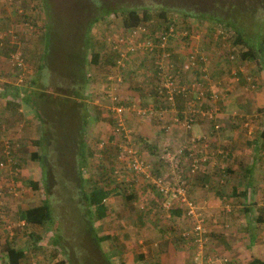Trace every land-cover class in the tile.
<instances>
[{
  "label": "trees",
  "instance_id": "trees-1",
  "mask_svg": "<svg viewBox=\"0 0 264 264\" xmlns=\"http://www.w3.org/2000/svg\"><path fill=\"white\" fill-rule=\"evenodd\" d=\"M29 1L31 0H4L2 1L3 3L0 4V28L3 26L6 28L5 30L11 29L13 32H15V30H13L14 25L9 23L10 19L13 22L18 19V22L21 24L20 32L22 33L17 41L14 39L11 48L8 47L7 51L1 49V44L4 39L9 41L7 37L9 33L5 34V36L0 34V52L11 59V64H9V66L13 70V78H16L17 76L20 77L21 73L25 71L27 67H31L33 70V75H30L31 77H29L26 83L23 82L19 85L15 84L16 87H14V83L13 85H9L14 89L10 87V90L7 91V94L10 93L11 95V104L13 102L19 103V101H23L29 107H31L33 119L38 121L39 126V137L37 140H32V144H34V146L38 145V148L36 147L35 150L29 152L28 156L30 160L37 161L42 170L41 182L44 187V197L41 198L39 202L31 204L29 207L24 209L18 210V217L19 219L23 220V224H30L32 226L38 227L46 224L51 230L50 237L55 245V250L60 253L61 257L63 258H61L63 263L75 264L71 262L72 260L70 251L65 247L62 238L58 233L59 226L61 227L63 224H66L68 219L63 218V212L61 216H55L56 214H54V207L52 205L55 201L60 200L62 197L54 196L53 198L54 193H52L50 189L52 185L53 187H65L66 182L71 183V188L65 191L64 196L67 199L72 200L69 202L71 209H74L76 206L79 207L78 212L80 226L82 227L80 234L81 239L86 244L90 243L93 249L98 251L99 254H97L96 258H99V260H96L97 264H111L110 260L106 258L103 259V261L101 260L102 251H99L101 248L99 243L105 238H110L112 241H117L118 237L115 235H113V237H109L107 235L98 236L94 223L96 221L99 222V220H102V222L104 220H109L110 223L114 221L111 220L114 218L113 215H109L107 212L108 208L104 204V200L110 194V191L114 190V187L111 188L107 183H112L115 180H121L122 176V187L125 188L126 182L128 181L124 180V177H126L123 174L124 171L127 174H132V178H135V176H139L140 174H135L129 166L131 158L127 157L128 153L125 152L123 147V144H125L134 148L129 143V137H126L127 134L125 131H116L118 124V117L115 114L116 112L107 109L108 114L112 115V117L109 118L111 120H109V123H112L111 125L113 129L109 136H106L105 140L99 141L97 143L96 147L98 148L96 149L99 150V152H103L102 149H104V151L106 149L107 151L108 148L106 147H109L111 144L114 145L115 154L113 155V159L116 165L109 169V175L95 180V183L91 187H86L85 184L87 179L83 177L82 171L84 165L87 164V161H89V158H91V154L93 153L91 148L87 145L86 126L91 121V119L92 121L98 119L99 103L110 106L121 105L124 109L130 106L132 102H134L137 106H142L145 108H151L152 106L142 103L139 101V99H134V101H131V99L122 97L123 89L120 85V82H122V69L115 68L117 65L116 60L120 57V53H122V47H119V45L121 46L122 43H118L117 41L114 42L112 33L109 31L103 34L100 39L96 40L97 42L95 41L94 37H90L92 23L97 21L99 18L106 25L112 24L114 18L119 16V13H117V10H120L119 8H111V11H107L104 4L100 5L98 0H85L86 3L89 1L90 4H92V10L88 11V17L83 20L81 24H79V28H77L78 31L76 30L77 32H75L74 35L63 37L62 34L56 31L57 29L55 24L59 22V20L56 17L51 16L47 0H32L31 3ZM94 1L97 3L96 5L100 6L99 8L95 7L93 3ZM214 3L215 4H212V7H207L202 5V3L200 4L197 0H178L173 2L169 4L168 10L178 12L177 16H179L182 22H180L179 18L177 17L171 18L170 16H166V19L163 12L160 11L158 15L162 19H165V21L161 23L160 27L164 29L169 23H172L173 26H179L180 29H185L192 35H201V41L205 43H207L205 39L212 40V36L210 33H200V30H198L196 27L199 23L203 22V24H205L206 32L214 31V28H226L228 31L231 30L235 34V40L233 39L232 42L235 44L238 43L239 45L241 44L244 48L237 55L238 60L236 57H234V52H230V55L232 56L230 59H227V54L225 55L227 60L234 62L232 65L233 67L237 68L239 63L242 61L252 60L258 63V60H262L264 57V0H248L245 7L241 6L239 3L235 4L230 1L226 5L222 4L219 0H215ZM123 9L124 8H122V11ZM30 10H34V13L36 14L35 17H33V15L30 13ZM100 11H103V13L99 14ZM249 11H253L257 24L261 28H259V30H257L255 33L249 32L243 34L241 28L245 26H242L241 23H239V25H235V19L237 17L241 18L244 13L246 14ZM94 12L97 14H94ZM110 13H112L114 16L113 18L109 17ZM121 15H125L123 16V19L122 17L120 18L121 29L123 28L129 30L140 24L142 19L147 18V11L146 9L139 11L136 6H129L126 7L125 13L122 12ZM37 16L38 18H42V22L40 24V35L37 33ZM77 24V22L74 23L75 26ZM26 27L28 30H31V35H36L37 33L38 38L41 41L40 47L36 49L35 52H33L32 46L29 44L30 39L25 40L27 35H29L26 33ZM149 34L150 32L147 33L146 36H150ZM217 35L220 37L222 34L218 33ZM21 39L25 41L21 42L20 46ZM64 41L65 47L63 46ZM212 41L214 43V40ZM215 42L218 41L215 40ZM135 51L137 52L139 50L137 48H135V50H128L126 54L128 55L129 52L134 53ZM17 52L18 55L16 58H14V55ZM170 56H172L171 53ZM127 60L128 59H126V61ZM100 63H102V65H109L107 68L110 72V75L108 72L106 76L109 75L110 77L108 76V80L105 79L106 83L102 87L100 94L103 95V97L99 96L100 99H96L95 97L98 96V94L95 93L96 91L92 92V90L87 88V85H91V82L94 78L90 75V72L92 73V71L88 65L92 64L93 66H98ZM194 70L196 71V69H193L192 71ZM50 71L52 75L49 76ZM115 73H117V75L120 77V80L115 79ZM106 76L104 75V77ZM182 77L184 79L183 75ZM252 85L253 83L251 82L250 86ZM142 88L143 91L146 93L148 92L147 86ZM130 90L132 94H137L139 87L131 88ZM153 97H155L157 101L158 97L157 95L155 96L154 92ZM96 101L99 103L96 104ZM158 103H160L162 106V103L159 99ZM126 110L127 109L121 113V117L123 118L122 125L124 126L126 121L125 116L123 115H125L124 112ZM129 111L137 116L133 110ZM258 111L264 112V106L259 108ZM142 116L143 115H139V117ZM195 122L196 120H194L192 124ZM261 130L263 134V137L261 138L264 140V128L262 127ZM211 148L209 147V150ZM167 150H170V148L165 146L162 152L160 151L158 154L155 153V157L158 156L157 160L154 161L156 164L146 160L151 166L150 174L153 177L166 178V176H168L170 172V166L166 167L159 161L160 159H163L161 154ZM205 150L208 151L207 148ZM136 154L141 157L137 151ZM225 154L227 155L226 157H224ZM262 155L264 158V150ZM222 156L224 158H230V154L227 153L222 154ZM49 157L52 160L50 162H48ZM158 165H160V168ZM181 165L182 163H177L176 171L178 173H180L179 167ZM156 166H158V169L160 170L157 173L154 168ZM199 169L201 172L204 170L202 164L200 165ZM228 173L229 172L225 167L224 169L221 167L218 168V174H220V176L218 177V180L216 178V181L219 182V179H221L219 183H223ZM112 174L113 176L111 177ZM57 175H59L58 178ZM132 183L133 181L130 182L129 185L131 186L130 189L133 191L134 187ZM29 184L32 189H35L38 186V183L36 182L29 181ZM145 184H147L150 189H155L154 185L150 182L146 181ZM228 187L229 191H231L229 194L234 195L235 187ZM155 192L159 199L164 198L159 192ZM129 196L130 195H124L123 201L128 202L134 197V195H132L131 198H129ZM241 199L245 201V194L241 196ZM153 201L154 200H152V202ZM161 201L162 200H160L159 203L154 201L152 204H149L150 208L148 207V209L155 207L159 211H165L167 214H170V212H180V217L182 212H186V210H184V206L177 202L176 199L171 202V206L168 209H164L161 206ZM140 209H142L141 212H139L140 214L143 211H145L146 214L150 212V210H146L145 208ZM154 216H156V214ZM26 236L29 239L27 246L30 250L34 251L41 247L39 244L40 238L36 232L26 231ZM176 240L179 241L178 238ZM76 241L77 239L75 242ZM187 241L184 243L182 242V244L186 246L190 245V242L187 243ZM84 243L79 240V245L82 249L79 252L78 250L73 249L76 255H81L83 250H87L83 249ZM153 244L156 245L157 243ZM207 244L208 242L205 243V245ZM183 245L175 244V247L183 248ZM191 245L194 246L195 249L196 243L193 240V237H191ZM121 247V245L119 247L118 244H113L107 249V251L110 249L109 251L112 253L116 252V255H119L122 250ZM158 247H162L161 244L151 248L155 250L159 249ZM22 250L23 249L20 248H14L10 246L9 243H7L5 245V250L3 251L7 264H15L20 261V259L24 257V251ZM137 256L138 257L136 259L138 261H144L141 253H139ZM226 258H228V264H234V262L228 256Z\"/></svg>",
  "mask_w": 264,
  "mask_h": 264
},
{
  "label": "crops",
  "instance_id": "crops-1",
  "mask_svg": "<svg viewBox=\"0 0 264 264\" xmlns=\"http://www.w3.org/2000/svg\"><path fill=\"white\" fill-rule=\"evenodd\" d=\"M112 37L114 42L117 41L118 43H122V45H119V47H122V51L125 53V65L123 69L121 68L122 82H120V85L123 89L122 97L131 99V101H134V99H139V101H141L142 103L152 106V113L149 116H135L129 110H126L124 112L125 115H123L125 116V128L128 129V133L130 131L131 137L138 139V142L129 141V143L134 147L137 153L141 155L144 161L148 160L153 164H156L154 161L157 160L158 156L155 157L154 153H157L158 151L160 152V150H162V148H164V145L166 144L164 142L165 138L163 139L162 136L164 134L159 133L165 128L169 129L167 131L169 132V134L165 132L166 137H171L173 139L177 138L176 142L183 139L185 142L189 143V137L193 133L199 134L201 132L205 134L209 131L211 133L212 126H209L208 123H206L207 121L205 120V118L202 119L201 117L196 119V122L194 123L196 125L193 124V129L191 127L189 130H185L179 127L181 126V123L173 124V122L177 120L178 116L181 117L183 110L186 108L187 101L191 99L190 96H177L171 106H161V104L158 103V98L156 101L155 97L143 91L142 87L151 84H153L151 85L153 90L157 83L156 77H154L155 67L151 61L152 57L149 56V59H147L139 49L138 50L140 52L135 51L134 53L129 52L128 55L126 54V52L130 50L128 49V45L132 44L134 46V50L136 48L135 46H138V43L143 37L142 32L132 34L130 29L127 30L122 28L120 29L119 34L112 33ZM196 37L197 35H195L194 38L195 42L198 41L196 40ZM182 40V37H171L168 42L167 49L171 52V58L174 62H176V60H180L182 58L181 56H183L184 54L185 40ZM206 41L207 43L203 41H200L201 44L198 43V47L200 46V50H207V47L213 43L212 40ZM211 50H213L212 45ZM211 54L216 56L217 53L213 51L211 52ZM126 59L128 60L126 61ZM211 59L212 64L210 65L211 67L216 69L214 73L220 75L221 81L228 83L226 84V86L230 88V90L232 88L231 93L230 91L225 92L227 93L226 97H222V95L218 93L217 90L218 95L216 97V100H221V103L223 105L220 106L222 110L218 115V118L221 121V128L218 131V141L216 143L211 142L213 146H220L227 154H230V158L228 159H218L217 161L213 159L214 161L212 164L214 165L215 169H217V172L218 168L220 167L222 169H224V167L227 169V171L230 173V177L228 178L229 184L227 186H223V183H219L221 179H219V182L216 181L217 174L215 176H212V168L210 167L208 169L206 168V166L202 172L199 171L195 175H187V193L195 200L196 204L202 207V211L205 215V225L209 232V243L213 247L211 248L212 252L218 255L220 254L219 257L228 256L234 262V264H264V237H261V235L257 234L253 228L257 226V222L264 221V215L262 214V211H264V158L262 157L264 150V140L261 138L263 137L261 130L262 125L259 124L261 121L259 117L263 116L264 112L258 111L259 108H262L264 106V82L261 83V76L260 80L255 79L254 74L247 70V68H252V66L256 63H251L250 61H246L243 63L241 62L236 68L231 67L229 63L225 61L224 57H219L218 60H216L215 57H212ZM146 60H148L150 65L143 63ZM221 64L227 67L220 68ZM88 66L93 67L90 68L91 71L98 66L103 67L104 70L101 73V79L104 81L103 85H105V79L108 80V76L110 75V72L107 68V66L109 65H102V63H100L98 66H93L92 64H89ZM1 67L4 68L3 66ZM5 68L9 69L7 67ZM108 72L109 75L106 76ZM103 75H105L106 77H104ZM149 75L151 76V78L148 77ZM247 76L251 78L253 86L245 84V79L250 81V78ZM179 77L182 83H186V79H183L182 76ZM13 79L14 78L12 77H6L5 79L0 81V84H2V88H0L1 193L4 192L3 188L7 192L11 188L15 187L16 189V186L21 183L20 178L24 176H26L27 178L28 188H31L29 181L36 182L38 183V185L40 183L38 181L40 173L39 167L33 164L27 167H22L20 166V160H16V157H19L21 155L20 153L23 152L21 151L23 150V148L29 147L28 152L36 149L37 145H35L34 147V144L32 145V140H37L39 134H37V136L31 137L29 136V133L31 131L39 132V126L38 121H35V119H33L31 107H29L26 103H24L23 101H19V103L13 102V105L10 103L11 95L10 93L7 94V91L10 90V87H13L7 85H13ZM189 81L194 83V79L192 78L189 79ZM14 87H16V85ZM137 87H139L138 93L132 94L130 89ZM214 89L219 88L214 86ZM201 100L203 101V99ZM211 100L213 101V99H208L207 101H205L206 103L202 105V108H206V105L208 104H210V106H214ZM99 109L101 110V115L108 114L107 109L111 111L110 105L107 104H100ZM160 110L161 117L159 114H157V112ZM251 111L253 113L251 115L255 116L256 118H254L253 116L251 118V116L249 115L247 116V114L249 113L246 112L251 113ZM162 117L164 122H162ZM239 118H241L240 120L244 121V123L246 124L243 123L244 125H242V122L238 124ZM240 125L244 127L242 128ZM106 136H109V134H107ZM126 137L130 136L127 135ZM124 146L125 144H123V147ZM174 147L175 145L169 148L170 150H173ZM109 148L115 149L114 145H111ZM109 152L111 156L114 155L112 151L109 150ZM101 153H98L97 156H99ZM220 156L222 157V155ZM159 161L166 167H169L170 164H172L170 160L166 159H160ZM218 163H221L220 166ZM158 166L160 168V165ZM155 171L157 173L160 170L155 169ZM179 172L183 175L185 174L184 172H186V165L184 163H182V165L179 167ZM187 172H189V170ZM123 174L126 176L124 177V180L128 181L126 182L125 186V189L127 188L126 190H128V192L122 193V196L124 197V195H130L129 198H131V196L134 195V197H136L137 185L132 183L134 187L132 191L130 189L131 186L129 185V183L134 181L133 179L138 181L137 178L139 176H135V178H132V174H127L125 171L123 172ZM219 175L220 174H218V176ZM211 178L215 179V182H212ZM243 178L246 179L245 183L243 182ZM7 181H9L10 183ZM12 182L16 183L12 184ZM213 183L219 186L212 187ZM207 184H211L209 188H206L208 186ZM228 186L235 187V196L229 194V192L231 191H229ZM12 194V198L0 195V207L7 208V203H9V205L11 203V206L17 207L18 205L16 204L21 203V195H18L17 193ZM143 194L149 193L143 190ZM244 194L245 201L241 199V196ZM227 195L228 199L232 200L233 210L230 214L226 215V219L229 222V229L226 230L221 229V225L219 224V222L222 220V212L219 209L221 206L220 202L225 200V196ZM134 197L132 198V200L136 199ZM147 199H149V197ZM153 202L151 201V199L148 201L144 199V203H142L143 205L139 206L144 207L146 210H150V212L148 211L150 213L149 217L151 216V214H155V212L151 211L161 212L157 208L148 209L150 205H146V203L152 204ZM134 205L136 206L132 207L126 202H122V255L125 257V259L127 258V256L125 252H123V250L134 248V241L140 247V250L136 252L134 259H136L138 257L137 255L141 253L145 262H150L152 260H154L155 262L156 259H163L164 255L169 252L173 257H175L176 251H178L175 247V244L180 245L181 242H186L187 240V243L190 242V245H188V247H192L194 249V246L191 245L192 236L184 235L185 233H183L182 230L184 226H182V228L180 226V224L182 223L180 212H172L173 214L171 212L170 214L168 213L169 216L172 214L169 220V227H161L159 225V221L158 225H156L157 218L161 216L160 213L156 214V218H149V223L146 222L142 226L141 222L143 220V217H141V214L139 213L142 209L137 208L138 203ZM26 207H29V205H26L21 209H24ZM227 211H229V208L227 209ZM251 211L256 212L255 219L253 220V225H251V222H247V216L245 215L246 212ZM162 221L165 222V220ZM18 223L23 224V220L19 219ZM177 225L178 230L175 231V226ZM224 226H226V223ZM141 227L144 229L138 232L137 228ZM2 228L4 229V226H0L1 230ZM162 228L167 229L164 230ZM142 231L145 232L142 233ZM177 238L179 239V241L176 240ZM150 240L159 242V244H161L162 246L161 249L153 250L152 248L148 249V247H144L143 245L145 244L147 246V243ZM218 241H220L221 243L219 244ZM172 249H174V251H172ZM182 249L183 250L181 251L185 250L184 248ZM181 251L179 253H181ZM184 252H186L187 256L186 260L183 259L182 261L180 257L176 259H179L180 264H190L191 253L188 249ZM130 257L132 258V256Z\"/></svg>",
  "mask_w": 264,
  "mask_h": 264
},
{
  "label": "rangeland",
  "instance_id": "rangeland-1",
  "mask_svg": "<svg viewBox=\"0 0 264 264\" xmlns=\"http://www.w3.org/2000/svg\"><path fill=\"white\" fill-rule=\"evenodd\" d=\"M2 1L4 0H0V4L3 3ZM27 1V0H26ZM101 4H104L105 8L107 9V11H109L111 8H115V9H120L117 10V13H119V16L115 17L113 20L112 24H104V22H102L101 19L98 18L97 21H94V23H92L90 37H94L95 41L100 39L103 34H105L106 32H111V33H115V34H119L120 29H121V17H122V12L125 13L126 7L129 6H136L139 11H141L142 9H146L147 11V18L142 19V22L140 23V25L142 27H144L146 32H150V34H155L158 33L161 29V23H163L165 21V19H162L158 13L161 11L163 12V14L165 15L164 17H171V18H179V16H177L178 12H174V11H170L168 10L169 8V4L176 2L178 0H98ZM200 4L202 3V5L204 6H211L212 4L214 5L215 0H197ZM222 4H228L229 1L232 3H239L241 6H246V3L248 0L242 1V0H219ZM30 3L32 2L29 1ZM49 8H50V14L51 16L56 17L59 22H57L55 24L56 27V31L60 34L63 35V37L68 36V35H74L75 32L78 31L77 28H79V24L82 23L83 20H85L88 17V11L92 10V4H90V2L88 1L86 3L85 0H47ZM7 3V2H6ZM96 8H99L100 6L96 5L97 3H95V1L93 2ZM6 6V5H5ZM122 8L123 11H122ZM247 8V7H246ZM168 10V11H166ZM248 10V9H247ZM111 11V10H110ZM119 11V12H118ZM30 13L33 15V17L36 16V14L34 13V10H30ZM103 11H100L99 14H102ZM94 14H97L96 12H94ZM40 15V14H39ZM81 17H80V16ZM92 15V14H91ZM240 15V14H239ZM13 16V15H12ZM125 16V15H123ZM109 17L113 18L114 16L112 15V13L109 14ZM0 19H1V13H0ZM15 19V18H14ZM167 19V18H166ZM179 21L182 22V20L179 18ZM236 24L235 25H239V23L242 24V26L244 25L245 27L241 28L243 34L249 33V32H253L255 33L257 30H259V28H261L256 21V17L253 13V11H249L248 13H244L241 18H236L235 19ZM1 22V21H0ZM42 22V18H38L37 16V25H38V35H40V31H41V27L40 24ZM77 22L78 24L75 26L74 23ZM196 22V21H195ZM198 23V22H197ZM11 25H14L13 30H15V32H13L11 29H7L4 28L2 26V28H0V34L4 35L8 34V40L4 39L2 41V48L5 51H7L8 47L11 48L12 46V42L14 41V39H17L20 37V35L22 34L20 32V23L18 22V19L15 20L14 22L10 19V23ZM71 26V27H70ZM198 30H200V33L204 32L205 34L210 33V35L212 36V40H217L218 42H214L215 44H211L213 50H211V45L208 46L207 50L205 49V51H203V49L200 50V46L198 47V43H200V39H201V35L196 34V40H198L197 42H195L194 38L195 35H192L190 37V39H187L185 43V48L189 47V43L193 45V47H195L200 53H202L203 56V60L201 63V65H203L206 69V80L199 82L202 83V85L204 87H207L209 89V91L211 93L215 92L217 95L218 93H220L222 95V97H226L227 93L225 92H232V88L230 90V88H228L226 86V84H228L227 82H223L220 80V75L214 73V71L216 69H214L213 67H211L210 64H212V57H215L216 60L219 59V57H224L225 61H227L229 63V65L231 67H233V63L227 59H230L229 55L231 54L230 52H234V57H238L237 55L239 54V52L241 50H243V45H239L238 43L235 44L233 43V39L235 40V34L230 30L228 31L226 28H219V29H215L214 31L211 32H206V26L205 24L199 23L197 26ZM71 28V29H70ZM27 29V27H26ZM77 30V31H76ZM71 31V33H70ZM241 32V31H240ZM29 35H27V38L25 40L30 39L29 44L32 46V50L33 52L36 51V49H38L41 45V41L38 38V35L36 33V35H31V30L27 29V32ZM64 33V34H63ZM222 34L220 37L217 34ZM179 37V36H177ZM244 37V35H243ZM25 40L20 41V46H21V42H24ZM207 40V39H205ZM97 42V41H96ZM169 42V41H168ZM201 44V43H200ZM24 45V44H23ZM63 46L65 47V41L63 42ZM168 46V43H167ZM203 46V45H201ZM191 47V46H190ZM0 49V50H1ZM215 51L217 54L216 56H214L213 54H211V52ZM141 52L143 53V55L149 59V55L148 53L144 52L143 50H141ZM208 52V53H207ZM210 56H208V55ZM227 54V59L225 57V55ZM180 57V56H179ZM183 57V56H181ZM173 60V59H172ZM238 60V58H237ZM263 60V61H262ZM262 60H258V63L256 61H250L251 63H256L255 65L252 66V68H247L248 71H250L251 73L254 74L255 79L260 80V76L262 77L261 83L264 82V57ZM152 61V60H151ZM235 61V60H234ZM179 62H185L184 59H180V60H176V63ZM246 62V61H242ZM34 63V62H33ZM143 63L149 64L148 60L144 61ZM9 64H11V59L8 58V56H5L4 54H1L0 52V81L5 79L6 77H12V72L13 70L10 69ZM150 65V64H149ZM1 66H3L4 68H2ZM5 67L9 68L6 69ZM227 66L221 64L220 68H226ZM93 68V67H90ZM258 68V69H256ZM212 69V70H211ZM103 67H96L92 70V73L90 72L91 77H94L91 85H87V88L93 91H96L95 93L98 94L97 97H95L96 99H100L99 96H102L100 93L102 91V87H103V83L104 81L101 79L102 77V72H103ZM193 70V69H192ZM192 70H187L185 71L182 75L184 76V79H186V81H188L189 79H194V85L195 87L198 85V80L200 78V76L202 74H200L197 70L192 71ZM262 70V71H261ZM192 71V72H191ZM252 74V75H253ZM33 75V70L31 69V67H27V69H25V71H23L21 73V76H17L16 78L13 79V82L16 85H19L21 83H26L29 79V77ZM52 75L51 71L49 72V76ZM181 75V76H182ZM104 76V75H103ZM233 76V75H230ZM148 77L151 78V76L149 75ZM249 77V76H247ZM246 77V78H247ZM250 78V77H249ZM227 79V78H225ZM251 80V78H250ZM244 81H246L245 84L250 85V81H248L247 79H245ZM101 84V85H100ZM153 85V84H151ZM151 85H147L148 88V92L149 95L153 96V90H152V86ZM9 86V85H8ZM214 86L218 87L219 89H214ZM253 86V85H252ZM0 88H2V84H0ZM260 88V87H258ZM257 88V89H258ZM218 90V93H217ZM205 93V92H204ZM204 93L202 94V99H203V103H201L199 106L202 107V105L204 103H206L205 101H207L209 98L207 95H204ZM194 93H192L190 95V97L193 95ZM204 96V97H203ZM193 99H195V96H193ZM201 98L197 101H195V103L198 105ZM211 102H213L212 104H214V106H210V104L206 105L209 108H212V114L210 115L211 117H205V120L207 121L206 123H208L209 126H212L211 128V133L210 131L208 133H193L191 136L193 137H199L198 139V149L197 150H201L202 147H206L208 149L207 155L205 154V152L202 151V156H205V160H201L202 161V167L205 168H212V176H215L217 174V178L220 176H218V172L217 169H215L213 164V159H215L216 161L218 159H222L224 157H226L227 155L225 154L224 157L220 155L226 153L222 147H217L216 145L213 146L211 144V142H217L218 141V136H219V130L221 128V121L218 118V115L220 114L222 108H220V106H223L221 103V100H216L213 99V101L211 100ZM96 104H98L99 102L96 101ZM216 104V105H215ZM100 105V104H99ZM20 106V105H19ZM207 107L205 109H207ZM204 109V108H203ZM204 109V110H205ZM249 113L247 114V116H252L250 112H246ZM106 116V117H105ZM112 117V115H101V110L99 109V115H98V119L91 121L87 124L86 126V141H87V145L88 147L91 148V151L93 152L91 154V158H89V161H87V164L84 165L83 167V171H82V175L83 177H85L87 179L86 182V187H91L94 183L95 180H98L100 178H102L103 176L105 177L106 175L110 174V170L112 166L116 165L113 157L111 156L110 151H112L114 153L115 149L114 148H108L107 151L105 149V151H103L102 153L99 152V150H97L96 145L99 141L105 140L106 139V135L110 134L113 127H112V123H109V118ZM254 118H256L255 116H253ZM241 118H239L238 124L242 122V125L244 123V121L240 120ZM243 119V118H242ZM259 119L260 121V125H262V127H264V115L260 116ZM111 121V120H110ZM181 121V117L178 116L177 120L175 122H173V124H177L180 123ZM248 121V120H247ZM162 122H164L163 117H162ZM219 122V124H218ZM248 124V123H247ZM196 125V124H194ZM191 125L192 129L193 126ZM240 125L242 128L244 126ZM256 125V122H255ZM182 129V126H179ZM165 128V127H162ZM127 129V128H126ZM125 129V133L127 135H129V141H137L138 139L132 138L131 137V132L129 131L128 133V129ZM169 129H164L162 131H160L159 133H163V139L165 138L164 142L166 143L164 145V147L166 145H168V147H172L174 146L177 142V138L173 139V138H167L166 137V133L169 134V132H167ZM218 132V133H217ZM37 134H39V132H34L31 131L29 133V136L33 137V136H37ZM202 134V135H201ZM30 137V138H31ZM32 139V138H31ZM196 139V138H195ZM212 139V140H211ZM119 140V139H118ZM181 141H184L183 139ZM197 142V141H196ZM33 145V144H32ZM213 146V148H211ZM35 147V146H34ZM38 148V145L36 146ZM209 147L211 148L209 150ZM164 148H162V150H160L161 152L163 151ZM104 150V149H102ZM23 151V152H21ZM20 152V156L16 157V160H20V166L22 167H27L29 165H36L37 167H39L40 173H39V178L38 181L40 182L39 185L35 188H28V184H27V178L26 176L21 177V183H19L18 186H16L14 188H11L8 192L6 190H4L3 188V193L1 194L4 197H8V198H12L11 196L13 195L12 193H17L18 195H21L20 198L21 203L23 204H16L18 205L17 207L11 206V203L9 205V203H7V208H3L0 207V214H1V218H0V226H4V229L2 228V230L0 229V264H7L6 258L4 257V250H5V245L7 243H9L10 246L14 247V248H20L23 249L22 251H24V257L22 259H20V261H18L15 264H64L63 260H61V255L60 253H58L55 250V245L53 243V240L51 239V230L50 228H48V226L45 224L43 226H32L30 224H21L18 223V210L19 208H23L26 205H31L34 203H37L41 200V198L44 197V187L42 185V182L40 180V175L42 177V170L39 166V163L35 160H30L29 159V147L23 148V150H21ZM209 152V153H208ZM23 153V154H22ZM98 153H101L99 156H97ZM160 153L159 151L156 153L158 154ZM115 154V153H114ZM155 154V153H154ZM219 154V155H216ZM1 158V157H0ZM229 158V157H227ZM225 159V158H224ZM52 161L50 159V157L48 158V162ZM19 163V161H18ZM185 163V160H184ZM219 166L221 163H218ZM155 169H158V166L154 167ZM167 171V170H166ZM188 170L186 169V172H184L185 174L183 175L182 173L178 174V184L182 187V189L185 188L184 191V196L186 193V196L188 198H191L188 193H187V189H188V184H187V175L188 174H197L200 169L197 172L194 173H189L187 172ZM181 174L183 175L181 177ZM44 175V174H43ZM180 175V177H179ZM113 176V174L111 175V177ZM144 175H139V177L137 178V180L133 179V184L137 185L136 190H137V194H136V199L134 200H129L128 202L126 201L127 204H131L132 207L136 206L134 204L138 203L137 208H144V207H139L142 206L144 203V199H146L147 201L151 199L154 200L156 203H159L160 200H162L161 202H163V200H166L167 195H162L164 198L163 199H159L157 197L156 194V190L155 189H150L149 186H147L146 183V178L143 177ZM59 177V175H57V178ZM230 174L226 175L225 177V181L223 182V186H226L229 184V178ZM176 176L173 174V172L171 173V171L169 172L168 176H166V180L167 182L170 183H176ZM44 179V178H43ZM182 181V183H181ZM212 182H215V179L211 178ZM9 182V181H7ZM138 184H137V183ZM243 182H246V179L243 178ZM10 183V182H9ZM16 183V182H12ZM23 183V184H22ZM68 186H67V185ZM71 183L66 182L65 183V187L64 186H57V187H53V185L50 187L51 192L54 193V196H60L62 197L60 200L55 201L52 205L54 207V214L57 215H62L63 212V218L68 219L66 224H63L61 227L59 226L58 229V233L62 238L63 244L65 245V247L70 251V256H71V262L75 263V264H97L96 260H99V258H96L98 251L96 249H93L92 245L86 244L84 243V241L81 239V231H82V227L80 226V219H79V212L78 209L79 207L76 206L74 209H71L69 202H71L72 200L67 199L64 196L65 191H67L69 188H71L72 185H70ZM108 186H110L111 188L114 187L113 191H110V194L106 197V199L104 200V204L106 205V207L108 208V213L109 215L112 214L113 215V219L114 220L112 223L109 222V220H104L102 222V220L96 221L94 223L95 228H96V233L98 234V236H104L107 235L109 237H113V235H115L117 238V241H112L110 238H105L102 239L100 244V252L102 251V255H101V260L103 261V259H108L110 260L111 264H178L179 263V259L177 260L176 258L180 257L181 260L183 261L187 259L186 256V252H184L185 250H189L191 253V258H190V264H206L204 261H201L200 259H196L194 260V253L196 252L195 249H193L192 247H188V245H183L182 242L180 245H183V248L185 249L184 251L182 248L176 247V249L178 251H176V256L173 257L172 254L167 253L164 255L163 259L157 260L154 262V260L152 261H138L135 258V254L137 251L140 250V247L138 246V244L134 241V248L130 249H125L123 250V252H125L127 258L125 259V257L122 255V250L121 253L119 255H116V252L112 253L111 251H107V249L113 245V244H118V246L120 247V245L122 246V202L124 200L122 193H126L128 192V190H126L124 187H122V176H121V180H115L112 183H107ZM208 186L206 188H209V184H207ZM219 185H216L215 183L212 184V187H218ZM2 188V187H1ZM140 190V191H139ZM143 190H145L147 193L149 194H143ZM19 192V193H18ZM59 194H57V193ZM16 194V195H17ZM10 196V197H9ZM185 196V197H186ZM149 197V199H147ZM186 197V198H187ZM76 199V198H75ZM192 199V198H191ZM137 200V201H135ZM193 202H195V200H192ZM74 203V202H73ZM196 203V202H195ZM221 206H220V211L221 213V218L222 220L219 222V224L221 225V229H229V222L226 219V215L230 214L233 210V203L231 199H228L227 196H225V200L220 202ZM146 205H149V203H146ZM198 205V204H197ZM17 208V210H16ZM150 208V207H149ZM155 208V207H152ZM198 211L196 210V212L200 215L201 219H202V223L204 225V227L206 228V221H204V212L202 211V207H200L198 205ZM229 208V211H227V209ZM186 210V209H185ZM162 212H158V211H152L155 212V214L160 213V217L157 218V223L156 225H158V221H159V225L161 227H165V226H170L169 220L172 216V214L169 216L167 213H165V211L160 210ZM185 212V211H184ZM182 212V214L184 215L185 213ZM154 213L151 214V216L149 217L150 213L146 214L145 211L141 213V216H143V220L141 222V225L143 226V224H145L146 222H148L149 218H153L155 217ZM187 214V213H186ZM262 214L264 215V211H262ZM245 215L247 216V222H251V225H253L254 223V219H255V215L256 212L251 211V212H246ZM156 218V217H155ZM154 218V219H155ZM180 218H182V223L180 224L181 228L182 226H184L182 228L183 233L188 232L191 228V222L188 218H186L185 216H181ZM192 219V223L195 219L194 216L190 217ZM57 219V218H56ZM162 220H165L162 221ZM226 223V226H224ZM257 226L253 227L255 232L259 235H261V237H264V221L262 222H257L256 223ZM187 225V226H186ZM168 226V227H169ZM219 227V225H218ZM144 228H137V231H141ZM164 230H166L167 228H162ZM207 229V228H206ZM178 230V225L175 226V231ZM213 230V229H212ZM26 231H33L36 232L39 235L40 241L39 244L41 245V247L37 250H30L27 246V242L29 241L28 237L26 236ZM25 232V233H24ZM145 231H142V233H144ZM182 233V234H183ZM209 232L207 230V245H204V250L206 254H213L214 252L211 251V248H213L210 245V239L209 238ZM185 235V234H184ZM177 237V236H175ZM80 238V239H79ZM77 239V241L75 242V240ZM79 240L84 243V247L83 249H87V250H83L81 255H76L74 250H78L81 251V246L79 245ZM121 242V243H120ZM143 242V241H142ZM153 243H157L156 245L159 244V242L155 241V240H150L147 243V246L144 244V247H148L151 248L154 245ZM184 243V242H183ZM218 243L220 244L221 242L218 241ZM160 245V244H159ZM116 247V246H114ZM117 248V247H116ZM122 248V247H121ZM120 248V249H121ZM159 249H161V247H158ZM127 250V253H126ZM104 251V252H103ZM172 251H174V249H172ZM181 251V253H179ZM72 253V254H71ZM129 253V254H128ZM132 253V255H131ZM215 254V253H214ZM213 254V255H214ZM132 256V258L130 257ZM216 256H220V254H216ZM63 259V258H62ZM66 260V259H65ZM100 260V261H101ZM180 264V263H179ZM209 264V263H207Z\"/></svg>",
  "mask_w": 264,
  "mask_h": 264
},
{
  "label": "built area",
  "instance_id": "built-area-1",
  "mask_svg": "<svg viewBox=\"0 0 264 264\" xmlns=\"http://www.w3.org/2000/svg\"><path fill=\"white\" fill-rule=\"evenodd\" d=\"M175 26V25H174ZM173 26L172 23H169L164 29H161L157 34H149L150 36H146L147 32L144 27L141 25L136 26L131 29V33L144 32L141 41L138 43V46H135L139 50H143L144 52L150 54L152 57V63L155 67L154 77H156L157 83L153 88V92L155 96L157 95L158 99L161 101L162 105L171 106L174 102V99L177 96H191L186 103V108L183 110L181 115V126L185 130H189L191 128L192 122L197 118L204 119L205 117H211L212 108L203 109L199 106L202 102H199L198 105L195 101L202 99V94L207 95L209 99H215L217 94L215 92L211 93L207 87L202 85V82L206 80V69L203 65H201L202 60L204 59L202 53H200L192 44L189 43V47L185 48L182 59L185 62L176 63L172 60L170 56V51L167 49V43L171 37H182L185 40L184 45L187 39H190L192 36L191 33L187 32L185 29H180L179 26ZM178 29V30H177ZM182 40V41H183ZM188 44V43H187ZM128 49L133 50L134 46L132 44L128 45ZM18 55V52L14 55V58ZM232 58V56H229ZM19 62V61H17ZM117 65L115 68L123 69L125 65V53L122 51L120 53V57L116 60ZM199 64V65H197ZM196 69L200 74H202L199 78L198 85H195L188 81L186 83H182L180 77L185 71ZM110 77V76H109ZM115 79L120 80V77L115 73ZM195 96V99H193ZM204 97V96H203ZM113 98V97H112ZM204 99V98H203ZM112 111H115L118 117V124L116 127V131L122 130L125 131V126L122 125L123 118L121 117L122 111L125 109L133 110L137 116L139 115H150L152 113L151 108H145L142 106H137L134 102L130 104L127 108H123L121 105L118 106H110ZM157 114L161 117V110L157 112ZM183 116V117H182ZM246 124V123H244ZM243 124V125H244ZM127 130V129H126ZM196 138V139H195ZM198 139L199 137H189V143L185 141H178L175 144L174 149L164 151L161 154V157L166 160H170L172 164H170L171 173L176 176V183H168L166 178L164 177H153L150 174L151 166L147 161H144L142 157L136 154V150L131 146H124V150L128 153L127 157L131 158L129 162V166L133 170L135 174L144 175L146 181L150 182L154 185L155 190L159 192L161 195H170L171 197H175L178 202L184 206L187 214L193 215L195 220L192 223L191 229L188 232H185V235L192 236L193 240L198 246H202L207 241V229L202 224V219L200 215L196 212L198 205L190 199H186L181 188L177 185L178 183V172L176 171L177 163H184L187 169H193L197 167L202 161L205 160V156H202V151L206 152V147H202L201 150L198 149ZM197 141V142H196ZM168 146V145H166ZM178 157V158H177ZM127 158V159H128ZM169 158V159H168ZM1 164V163H0ZM0 191V195H1ZM161 206L164 209L170 207V203L166 200H163ZM227 258L225 257H217L214 259V264H226ZM34 264V263H32Z\"/></svg>",
  "mask_w": 264,
  "mask_h": 264
},
{
  "label": "bare ground",
  "instance_id": "bare-ground-1",
  "mask_svg": "<svg viewBox=\"0 0 264 264\" xmlns=\"http://www.w3.org/2000/svg\"><path fill=\"white\" fill-rule=\"evenodd\" d=\"M204 161V160H203ZM202 164V162L197 166V167H195V168H193V169H188L189 170V173H194V172H197L198 170H199V167H200V165ZM183 175L181 174V177H182ZM179 177H180V175H179ZM181 183H182V181H181ZM178 184V183H177ZM179 186V188H181V190H182V192H183V194H184V191H185V188L184 189H182V187L180 186V185H178ZM185 196H186V193H185ZM187 197V196H186ZM174 199H176L175 197H171L170 195H167V198H166V201H168L169 203H170V206H171V202L174 200ZM186 199H190V200H193V199H191V198H186ZM177 200V199H176ZM177 202H178V200H177ZM168 209V208H167ZM198 209L199 208H197V211H198ZM185 210V209H184ZM181 216H185L186 218H188L189 220H190V222H191V225H190V228H191V226H192V219L190 218V217H192L193 215H190V214H182ZM195 220V219H194ZM203 224V223H202ZM204 226V225H203ZM207 242V241H206ZM204 245H205V243L202 245V246H198L197 244H196V246H195V250H196V252L194 253V255H193V257H194V260H196L197 258L198 259H200L201 261H204L206 264L207 263H209V264H214V259L215 258H217V257H219V256H216V255H213V254H206L205 253V250H204ZM226 258V257H225ZM226 264H228V258H227V261H226Z\"/></svg>",
  "mask_w": 264,
  "mask_h": 264
},
{
  "label": "clouds",
  "instance_id": "clouds-1",
  "mask_svg": "<svg viewBox=\"0 0 264 264\" xmlns=\"http://www.w3.org/2000/svg\"><path fill=\"white\" fill-rule=\"evenodd\" d=\"M138 25H140V24H138ZM138 25H137V26H138ZM134 28H135V27H134ZM132 29H133V28H132ZM161 29H162V28H161ZM161 29H160V30H161ZM130 30H131V29H130ZM144 32H145V31H144ZM144 32H143L142 34H144ZM147 33H149V32H147Z\"/></svg>",
  "mask_w": 264,
  "mask_h": 264
}]
</instances>
